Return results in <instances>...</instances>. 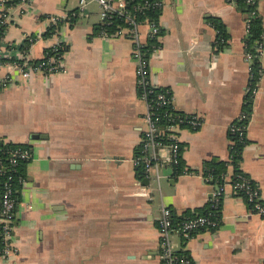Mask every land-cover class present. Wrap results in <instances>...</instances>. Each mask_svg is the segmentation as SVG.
Returning a JSON list of instances; mask_svg holds the SVG:
<instances>
[{"label": "crops", "instance_id": "crops-1", "mask_svg": "<svg viewBox=\"0 0 264 264\" xmlns=\"http://www.w3.org/2000/svg\"><path fill=\"white\" fill-rule=\"evenodd\" d=\"M160 1V47L149 59L150 81L170 92L175 112L196 114L201 125L177 131L181 173L162 162L169 150L160 148L154 152L160 161L142 179L134 160L146 103L136 84L134 41L92 35L103 22L97 2L82 11L79 0H27L12 10L4 44L24 45L30 37L29 60L42 59L55 41L45 37L48 18L56 16L55 37L67 50L64 72L27 80L0 62V141L32 151L22 167L14 253L3 251L0 264H162V209L178 220L206 209L217 186L202 175L204 164L230 161L228 128L248 102L240 168L264 200V34L253 83L244 45L248 19L236 0ZM255 12L264 29V0H256ZM211 20L225 32L222 49ZM136 29V42L148 44L146 22ZM232 171L224 177L218 226L171 236L189 264H264V219L227 185Z\"/></svg>", "mask_w": 264, "mask_h": 264}, {"label": "built area", "instance_id": "built-area-1", "mask_svg": "<svg viewBox=\"0 0 264 264\" xmlns=\"http://www.w3.org/2000/svg\"><path fill=\"white\" fill-rule=\"evenodd\" d=\"M27 0H21L17 3L5 6L6 0L0 1V60L1 59H14L15 61L10 64L17 70L18 77L23 80L29 79L34 74L51 75L55 73L64 72L63 54L59 53L64 48V43L61 39L55 36L59 33L56 26L58 17L50 16L48 18V31H53L49 38H55L54 43L47 48L53 54L46 56L44 54L43 60L37 64H32L29 61L28 53L21 50L22 44L8 43L4 44L3 35L5 28L9 25L11 19V12L13 9L24 8ZM90 2H97L101 8L102 20L107 21L112 14L123 15L126 2L124 0H79L80 8L83 11ZM244 4L250 7H255L256 0H243ZM162 3L160 0L153 2H145L138 9L145 8H161ZM255 11H251V15ZM126 27H121L114 36L126 35L129 39L133 40L135 46L132 50V59L136 64V84L141 98L146 103L145 123L146 128L143 132L141 146L138 150L139 156H135V165L143 166L144 172L147 174L160 161L155 150L160 148H167L169 155L166 159L162 160L165 164L170 166H177L180 158V145L178 142L177 131L180 127H187L190 129H197L201 125V119L196 114H180L173 110L172 95L166 89L154 86L150 81L149 59L152 54L158 53L159 45V27L153 22L147 21L148 25V44L137 43V26L142 24L141 21H136L131 16L126 17ZM247 28L249 29V21H247ZM106 36V35H105ZM25 40L29 46L33 43V39L26 37ZM155 40L157 46H153L151 50L147 48L149 41ZM28 51V50H27ZM262 51V45L256 48L257 57L259 58ZM246 57L249 62L252 61L250 54L246 52ZM3 82L9 83L10 79L5 78ZM255 84L251 83L248 86L250 94L255 93ZM247 115L242 112L236 121L232 122L228 128L229 134H237L239 138L245 136L246 124L238 126L237 122L246 120ZM162 120L166 121L165 128L161 130ZM4 145L7 143L2 142ZM232 142H230V145ZM10 161L9 165L11 170L15 169L21 162H27L32 158V151L28 148L15 147L9 152ZM6 172L5 166L0 162V175ZM252 180V179H251ZM250 179L244 178L239 174L236 175L234 183L227 184L234 194L242 192L246 196V200L252 205L250 212L258 215L264 219V200L260 195L258 186L252 183ZM17 182L21 184L23 178L19 177ZM226 183L218 186L212 191L211 204L212 210L205 212L206 214H194L186 216L181 222L175 224L172 212L169 208H163L161 216L158 219V230L161 235V258L162 264H189V261L182 258L172 248L171 236L180 235L189 237L191 234L198 232L201 229L214 228L218 226V208L220 199L223 196ZM15 192L13 186V177L7 175L2 183V191L0 194V224L2 225L1 235L6 247L4 252L6 254L14 253L13 249V229L16 214V199L13 196ZM210 208V209H211ZM217 213V214H216Z\"/></svg>", "mask_w": 264, "mask_h": 264}, {"label": "trees", "instance_id": "trees-1", "mask_svg": "<svg viewBox=\"0 0 264 264\" xmlns=\"http://www.w3.org/2000/svg\"><path fill=\"white\" fill-rule=\"evenodd\" d=\"M18 0H6L5 6H10L13 5L17 2ZM126 2V6L124 9L123 15L121 14H112L110 15V18L102 23L97 24L94 26L93 29V34L94 36H114L115 33L121 28V27H126V17L131 16L135 18L136 21H141L142 23H145L147 21L153 22L157 25L158 19L160 16L161 8H145L143 10H139L138 8L142 6L145 2H153L155 0H124ZM237 5L239 6L240 10L244 12L247 15V19L249 21V29H248V36L244 40V45H245V50L248 54L251 55L252 57V82L255 83L259 80V62H258V57L256 53V48L259 46V44L262 43V37L264 34V29L262 25V20L260 19L259 15L257 12L254 14H250L251 11H255V7H250L244 4L243 0H236ZM213 26L218 30V39H219V49H222V46L225 45V39L226 35L224 30L217 24L215 20L210 21ZM59 26V24H58ZM53 34V31H49L45 34V37H51ZM159 34H161V30L159 31ZM224 42V43H223ZM26 44L22 45L20 48L21 50H24L26 52L27 49L26 47L29 46L28 42H25ZM153 46H157V42L155 40L149 41V45L147 48L151 50ZM67 50V47L64 46V48L59 52V53H65ZM44 54L46 56H50L53 54L52 51L45 50ZM44 57V56H43ZM43 60H37V61H29L32 64H37ZM15 61L13 58L12 59H1V63L5 62H13ZM249 104L246 105L244 109V113L249 117L250 115V105L251 102H248ZM247 118L244 121L237 122L238 126L245 125L247 122ZM166 121L162 120L161 124V130L165 128ZM230 140L232 144L229 147V154H230V161H220L218 159H212L204 164L203 172L202 175L207 178L208 183L213 185V186H222L225 184L224 177L226 176L228 172V168H232V175L230 177V182L229 183H234L236 180V175H240L244 178H248L251 180V178L244 173L241 168H240V162H241V155H242V150L247 144V140L245 136L243 138H239L237 134H229ZM15 147H22V148H28L29 146L27 145H22V144H6L4 145L0 141V162H2L5 166L6 172L2 175H0V194L2 191V183L6 179L7 175H11L13 177V186L15 189V192H13V196L16 199V204H18L19 201V188L20 184L17 182L19 177H24L23 176V171L22 167L25 162H21L15 169L11 170V167L9 165L10 161V156L9 152L13 150ZM136 156H139V152H137ZM182 171V166L181 162L178 163V165L175 167V174H179ZM137 176L138 178L142 179L143 178V166L139 165L137 166ZM252 183L253 180H251ZM255 184V183H254ZM239 196L249 207V210L252 208V205L249 204L246 200V196L242 193L239 192L236 194ZM211 204H208L206 209L203 210V212L200 211L199 215L206 214L205 212H208L212 210L210 207ZM211 208V209H210ZM17 209V206H16ZM217 214V213H216ZM186 216H192L191 214L186 215ZM184 216V218L186 217ZM182 219H176L174 220V223L177 224L181 222ZM1 230H2V225L0 224V255L4 251L6 244L4 240L2 239L1 235Z\"/></svg>", "mask_w": 264, "mask_h": 264}, {"label": "water", "instance_id": "water-1", "mask_svg": "<svg viewBox=\"0 0 264 264\" xmlns=\"http://www.w3.org/2000/svg\"><path fill=\"white\" fill-rule=\"evenodd\" d=\"M156 151V150H155ZM14 224H16L15 222H14Z\"/></svg>", "mask_w": 264, "mask_h": 264}]
</instances>
